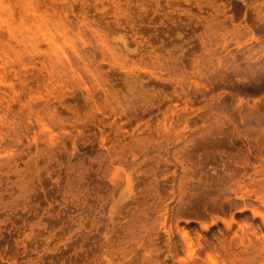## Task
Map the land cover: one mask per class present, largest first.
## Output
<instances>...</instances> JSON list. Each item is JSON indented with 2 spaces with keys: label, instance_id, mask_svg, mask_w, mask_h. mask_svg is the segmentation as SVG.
Wrapping results in <instances>:
<instances>
[{
  "label": "rangeland",
  "instance_id": "1",
  "mask_svg": "<svg viewBox=\"0 0 264 264\" xmlns=\"http://www.w3.org/2000/svg\"><path fill=\"white\" fill-rule=\"evenodd\" d=\"M0 15V264H264V0Z\"/></svg>",
  "mask_w": 264,
  "mask_h": 264
},
{
  "label": "bare ground",
  "instance_id": "2",
  "mask_svg": "<svg viewBox=\"0 0 264 264\" xmlns=\"http://www.w3.org/2000/svg\"><path fill=\"white\" fill-rule=\"evenodd\" d=\"M59 1V0H58ZM33 3V2H32ZM29 6V5H28ZM33 7H35V6H33ZM53 9V8H52ZM55 9V8H54ZM37 11V10H36ZM46 11V10H45ZM4 12V11H3ZM22 12H24V10L22 11ZM34 12V11H33ZM47 12H49V11H47ZM61 12V11H60ZM37 13H39L38 11H37ZM42 13V12H41ZM54 13V12H53ZM23 14V13H22ZM39 15V14H38ZM1 16V15H0ZM42 16H44V15H42ZM48 16V15H47ZM39 19V18H38ZM57 61H58V59H57Z\"/></svg>",
  "mask_w": 264,
  "mask_h": 264
}]
</instances>
